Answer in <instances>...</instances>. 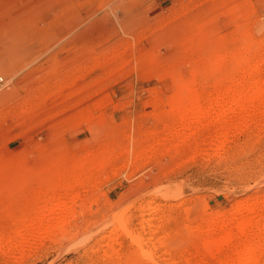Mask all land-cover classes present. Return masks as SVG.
<instances>
[{
    "label": "rangeland",
    "instance_id": "374dc122",
    "mask_svg": "<svg viewBox=\"0 0 264 264\" xmlns=\"http://www.w3.org/2000/svg\"><path fill=\"white\" fill-rule=\"evenodd\" d=\"M0 77V264H264V0H0Z\"/></svg>",
    "mask_w": 264,
    "mask_h": 264
},
{
    "label": "bare ground",
    "instance_id": "6f19581e",
    "mask_svg": "<svg viewBox=\"0 0 264 264\" xmlns=\"http://www.w3.org/2000/svg\"><path fill=\"white\" fill-rule=\"evenodd\" d=\"M116 12V11H115ZM119 19V18H118ZM8 45V44H7ZM12 45V44H11ZM8 47V46H7ZM241 47V46H240ZM252 48V47H251ZM17 49V48H16ZM4 50H5V48H4ZM234 50H236L237 51V49H234ZM254 50V49H253ZM15 51V50H14ZM249 51V50H248ZM251 51V50H250ZM253 52V51H252ZM229 55L230 54H223V55H221V58H227V57H229ZM221 58H220V60H221ZM248 58V57H247ZM224 60V59H223ZM262 65V63L260 64V63H256V65H254V70H256V69H259L260 68V66ZM241 69H243V68H241ZM252 71V70H251ZM180 78V77H179ZM233 78V77H232ZM240 80V79H239ZM238 80V81H239ZM242 80V79H241ZM4 81V79L2 78V77H0V83H2ZM180 80H178V82L177 83H182L183 81H182V79H181V82H179ZM241 82V81H240ZM232 83H233V81H232ZM248 83V82H247ZM214 84L216 85V84H218L221 88H222V91L223 90H229L230 89V87H229V85H228V87H226V85L224 84V82L223 81H214ZM239 84V83H238ZM235 85H237V84H235ZM241 85V84H240ZM261 85H264V83H260V81H250L249 82V84H247V88L249 87V89H255L256 87H259V86H261ZM243 87V86H242ZM221 88H219V89H221ZM231 90V89H230ZM183 92H181L180 93V90H179V97H178V99L179 100H181L180 98H185V99H187V101L189 102L190 101V105H191V101H192V99L190 98V89L189 88H187V87H184L183 88V90H182ZM242 91V90H241ZM248 91H250V90H248ZM221 92V91H220ZM239 92V91H238ZM237 92V93H238ZM236 93V92H235ZM198 94V93H197ZM240 92H239V95H238V97L237 98H235L234 99V106L235 107H237V102H238V100L241 98V96H240ZM262 95H264V94H262ZM235 97V96H234ZM197 98V97H196ZM255 98V97H254ZM178 99H175L176 101L178 100ZM175 101V102H176ZM182 101V100H181ZM179 102V103H182V102ZM185 101V100H184ZM183 101V102H184ZM186 101V102H187ZM221 101V99H220V96L218 95H216V97L213 99V102L214 103H219ZM228 101V100H227ZM187 102V103H188ZM193 102V101H192ZM179 103L178 104H173L175 107H176V111H178L179 112V114H180V116L183 118H185L186 116H188L187 115V113H189V112H187L188 111V109H187V107H185L184 106V104L183 105H179ZM186 103V104H187ZM172 105V104H171ZM199 105V104H198ZM187 106V105H186ZM201 106V105H200ZM199 106V107H200ZM255 106V105H254ZM249 107V106H248ZM239 108V107H238ZM254 108V107H253ZM195 109V108H194ZM201 109V108H200ZM255 109V108H254ZM260 109V108H259ZM172 110V109H171ZM199 110V109H198ZM207 110V109H206ZM206 110H199V111H196L197 113H195L194 115H193V118L194 119H196V120H199L201 117H203V115H204V113L206 112ZM237 110V109H236ZM243 110V109H242ZM248 110V109H247ZM252 110V109H251ZM205 111V112H204ZM226 111H235V108L233 107V106H230L227 110L226 109H224V112H226ZM191 112V111H190ZM223 112V113H224ZM175 113H177V112H175ZM194 113V112H193ZM223 113H219V114H223ZM251 113V112H250ZM255 113V112H254ZM206 114V113H205ZM218 116V115H217ZM220 116V115H219ZM244 117V116H243ZM185 122V121H184ZM222 125V124H221ZM181 127V126H180ZM191 132H193V131H191ZM216 146V145H215ZM12 161V160H11ZM17 162V161H16ZM4 163V162H3ZM20 163V162H19ZM14 166V165H13ZM21 166V165H20ZM19 167V166H18ZM20 168V167H19ZM96 168V167H95ZM22 169V168H21ZM19 170V169H18ZM9 173V172H8ZM53 180H54V178H53ZM11 182V181H10ZM4 183V182H3ZM20 183V182H19ZM23 183V182H22ZM22 183H21V185H22ZM8 185H10V183L8 182ZM8 185H6V186H8ZM24 185V184H23ZM12 186H15V185H12ZM2 187H5V186H2ZM21 188H23L22 186H21ZM10 189V188H9ZM13 189V188H12ZM20 190V189H19ZM12 191V190H11ZM22 191V190H21ZM19 192V191H18ZM17 192V193H18ZM4 193V192H3ZM14 197V196H13ZM30 197V196H29ZM25 198V197H24ZM53 198V197H52ZM57 206V205H56ZM28 207V206H27ZM60 207V206H59ZM26 208V207H25ZM55 209V208H54ZM53 209V210H54ZM34 210V209H33ZM52 210V211H53ZM246 210V209H245ZM245 213H244V219H247V218H251V212H249V211H244ZM43 214V213H42ZM45 215V214H44ZM44 215H43V217H44ZM52 216V215H51ZM72 216V215H71ZM42 216H38V218H36V220H38V219H40ZM253 217V216H252ZM72 218V217H71ZM52 219V218H51ZM28 221H29V219H28ZM34 222H35V219H34ZM37 222V221H36ZM62 222V221H61ZM44 223V222H43ZM36 224V223H35ZM38 224H39V221H38ZM58 224H59V222H58ZM62 224V223H61ZM66 224V223H65ZM37 225V224H36ZM212 225V224H211ZM27 226H29V225H27ZM31 226H32V224H31ZM13 228V227H12ZM24 228V227H23ZM25 228H27V227H25ZM257 228H259V227H257ZM28 229H29V227H28ZM34 229H35V231H36V228L34 227L33 228V231H34ZM120 229H121V231H123V232H125L129 237H130V239H131V241L137 246V249L144 255V256H149L150 255V251L149 250H147V248H145V246L143 245V243H142V239L140 238V236H138V235H136V234H134V233H132L128 228H127V226L124 224V223H120ZM46 230V229H45ZM49 229H47V231H48ZM90 230V229H89ZM89 230H87V231H89ZM258 230V229H257ZM29 231V230H28ZM34 231V232H35ZM46 231V232H47ZM97 231H98V229H97ZM30 232H32V229H31V231ZM68 232V231H67ZM84 233V232H83ZM255 233V232H254ZM253 233V234H254ZM32 235H34L33 233H31ZM112 233L111 232H105V233H102L101 235H99V236H97V237H95L96 239H95V241H97V242H99V241H103V240H106V239H109L112 235H111ZM253 234H251V235H253ZM16 235V234H15ZM257 235V234H256ZM255 235H253V236H250L248 239H247V241L245 242V245H244V247L239 251V253H241L242 255H245V257H243L241 260H240V262H239V264H245V263H248V261H250V260H252L253 261V263L254 262H257V260L259 259L257 256H254V254H253V257H251L250 256V254L251 253H255V247H257L258 246V237L256 238V237H254ZM31 238V237H30ZM71 238V237H70ZM230 239V238H229ZM144 242V241H143ZM205 244V243H204ZM207 246V245H206ZM257 250V249H256ZM237 254H238V251H237ZM236 254V255H237ZM110 255H111V253H110ZM150 257V256H149ZM236 257V256H235Z\"/></svg>",
    "mask_w": 264,
    "mask_h": 264
}]
</instances>
